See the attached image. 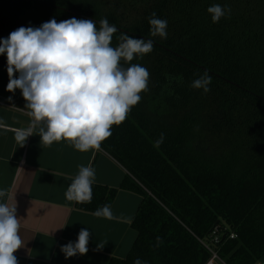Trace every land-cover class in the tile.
<instances>
[{
  "label": "trees",
  "instance_id": "16d2710c",
  "mask_svg": "<svg viewBox=\"0 0 264 264\" xmlns=\"http://www.w3.org/2000/svg\"><path fill=\"white\" fill-rule=\"evenodd\" d=\"M216 4L226 14L214 23L207 9ZM153 13L167 21L166 38L151 35ZM70 18L92 19L98 29L107 19L117 29L114 48L124 33L153 42L150 53L121 61L145 67L148 87L101 143L129 172L120 188L142 195L137 238L109 264H206L215 226L226 264L261 262L264 0H0V39ZM0 70L7 72L4 54ZM205 72L207 92L192 86ZM119 189L93 183L91 202L76 207L110 208Z\"/></svg>",
  "mask_w": 264,
  "mask_h": 264
},
{
  "label": "clouds",
  "instance_id": "9594fccd",
  "mask_svg": "<svg viewBox=\"0 0 264 264\" xmlns=\"http://www.w3.org/2000/svg\"><path fill=\"white\" fill-rule=\"evenodd\" d=\"M207 11L214 23L226 14L219 4ZM149 24L152 36L166 38V20L156 18L153 13ZM116 31L107 19H101L99 29L92 19L70 18L60 22L51 19L39 27H19L6 39H0V54L7 57L6 90L21 91L32 117L27 129L15 130L17 142L24 145L39 127L40 143L45 146L66 140L76 150L86 152L99 149L112 135L111 127L121 124L141 100L140 93L147 90L150 75L139 64L125 68L121 61L131 62L137 55L153 50L152 40L133 38L126 33L119 37V45L112 47ZM210 83L211 77L205 72L192 86L207 92ZM94 180V168L79 166L65 193L66 199L91 202ZM5 196L7 191L0 190V198ZM94 214L105 218L112 215L107 205ZM19 228L16 205L0 203V264H18L14 253L22 248ZM90 236V231L82 228L75 242L62 245L60 251L65 259L87 254ZM134 264L141 261L137 259Z\"/></svg>",
  "mask_w": 264,
  "mask_h": 264
},
{
  "label": "crops",
  "instance_id": "0c3cea01",
  "mask_svg": "<svg viewBox=\"0 0 264 264\" xmlns=\"http://www.w3.org/2000/svg\"><path fill=\"white\" fill-rule=\"evenodd\" d=\"M7 84H0V101L6 104L0 105V190L11 200L5 196L0 203L16 205L22 240V248L14 253L18 264H109L125 258L137 238L132 220L142 201L140 193L120 188L129 172L101 146L86 152L66 140L45 146L39 127L24 145L17 142L15 130L27 129L32 117L11 107L27 110L18 97L21 91L11 93ZM81 165L95 169L94 184L120 188L110 207L111 218L80 210L66 199ZM82 228L91 233L87 254L65 259L61 246L75 242Z\"/></svg>",
  "mask_w": 264,
  "mask_h": 264
},
{
  "label": "built area",
  "instance_id": "2783aa9c",
  "mask_svg": "<svg viewBox=\"0 0 264 264\" xmlns=\"http://www.w3.org/2000/svg\"><path fill=\"white\" fill-rule=\"evenodd\" d=\"M0 105H6V104H5V102L0 101ZM11 107H14V109H18V110L23 111V112L28 114V110H25L23 108H19L16 106H11ZM219 232H220L219 227L215 226V228L213 229V231L210 235L211 241L204 243L205 247L211 253V258L209 259V261L206 264H226L225 261L220 257L218 249L215 248V246L221 242ZM230 237L234 238L235 234L232 233ZM256 264H261V263L258 262Z\"/></svg>",
  "mask_w": 264,
  "mask_h": 264
},
{
  "label": "rangeland",
  "instance_id": "374dc122",
  "mask_svg": "<svg viewBox=\"0 0 264 264\" xmlns=\"http://www.w3.org/2000/svg\"><path fill=\"white\" fill-rule=\"evenodd\" d=\"M18 76V73L16 74ZM8 83L9 82V78H8V73L6 71H1L0 70V84L1 83ZM261 264H264V259L261 261Z\"/></svg>",
  "mask_w": 264,
  "mask_h": 264
}]
</instances>
